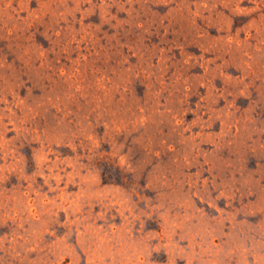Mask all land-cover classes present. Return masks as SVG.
I'll list each match as a JSON object with an SVG mask.
<instances>
[{"label":"rangeland","instance_id":"obj_1","mask_svg":"<svg viewBox=\"0 0 264 264\" xmlns=\"http://www.w3.org/2000/svg\"><path fill=\"white\" fill-rule=\"evenodd\" d=\"M0 264H264V0H0Z\"/></svg>","mask_w":264,"mask_h":264}]
</instances>
